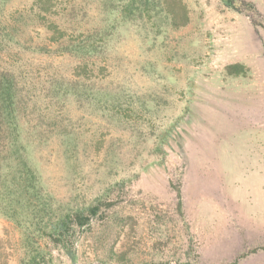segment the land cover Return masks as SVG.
I'll list each match as a JSON object with an SVG mask.
<instances>
[{
    "label": "rangeland",
    "instance_id": "374dc122",
    "mask_svg": "<svg viewBox=\"0 0 264 264\" xmlns=\"http://www.w3.org/2000/svg\"><path fill=\"white\" fill-rule=\"evenodd\" d=\"M248 1L258 26L221 0H183L188 24L159 30L123 21L117 2L112 11L103 0H56L49 16L65 15L76 40L111 25L86 74L77 56L30 49L56 47L28 16L35 0L2 7L12 38L0 67L21 75L42 113L30 158L46 188L79 205L117 188L110 217L82 235L75 259L53 251L56 264H264V0ZM234 63L246 72L228 74ZM53 75L83 92L44 112ZM22 257L20 232L0 215V264Z\"/></svg>",
    "mask_w": 264,
    "mask_h": 264
},
{
    "label": "trees",
    "instance_id": "16d2710c",
    "mask_svg": "<svg viewBox=\"0 0 264 264\" xmlns=\"http://www.w3.org/2000/svg\"><path fill=\"white\" fill-rule=\"evenodd\" d=\"M9 1L0 0V51L7 48L8 39L12 38V31L7 30L11 26L10 21L6 15L2 17L5 13L1 12L2 7ZM55 1L35 0V6L30 8L28 16L36 23L46 26L56 47L51 49L45 45H37L30 49L40 54L58 52L77 56L80 58L78 68L86 74L90 71V59L107 52L106 40L113 33L111 25L81 33L80 36L84 38L76 40L74 36H69L67 25L69 19H66L65 15H61L59 21L50 18L49 15L54 12L51 8L55 6ZM221 1L233 11L246 13L258 26L255 17L259 11L254 2ZM103 2L110 6L112 11L118 9L115 7L117 2L123 21L141 22L148 18L159 30L166 22L180 28L187 25L190 20L188 8L183 0H103ZM21 18L22 14L17 20ZM226 71L231 75H240L246 72V68L241 63H234L227 65ZM20 76L12 68L0 67V215L12 221L20 232V245L23 251L21 264H56L58 259L53 256V251L73 260L76 258L77 242L82 235L93 230L94 221L109 218L115 210L118 199L114 200L111 193L117 188L110 189L104 196L95 197L87 205L76 204L71 199L67 201L58 199L48 191L39 170L30 158L31 142L42 140L43 132L40 131L42 113L34 104L31 94L25 92V83L21 81ZM73 83V80L66 81L61 75L47 77L40 96L44 112L50 106L61 110L64 100L69 95L76 97L82 94L83 86ZM47 117L50 119L48 127L56 131L55 133H60L56 114L50 112ZM176 189L178 206L181 208L183 205L181 190L178 187ZM161 264L191 263L185 261Z\"/></svg>",
    "mask_w": 264,
    "mask_h": 264
}]
</instances>
